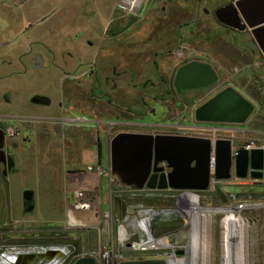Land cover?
<instances>
[{"label": "rangeland", "instance_id": "374dc122", "mask_svg": "<svg viewBox=\"0 0 264 264\" xmlns=\"http://www.w3.org/2000/svg\"><path fill=\"white\" fill-rule=\"evenodd\" d=\"M5 1L0 0V7L7 6V9L4 7L0 11V125L11 127L14 151L9 150L8 152L13 164L11 168L5 173L4 171L1 173L0 165V248L22 250L38 249L50 245H71L74 246L76 252L97 250L100 241L97 231L93 229H62L66 199L65 176L63 177L66 166L64 150L66 147L65 138L68 136L67 133H63L62 125H64L63 118L68 115L64 112L68 105L65 101L62 109L58 103H61L62 99L59 101L54 96V89L58 87L57 77L53 76L54 70L49 65L33 69L34 61L40 56L37 48L42 47L35 44V41L39 38L43 44L47 43L52 46L56 53L55 62L59 63L61 60L67 62V69H65L67 72L60 70L59 74L60 76L63 74L72 75L67 77V82L73 80V88L76 89L79 84L75 85L78 81L72 73H75V76L80 73L77 70L83 66L77 67L81 58L77 52L73 53L72 58L62 56L63 49L57 44L60 41L57 31L58 33L68 29L70 31L81 21L80 17L89 24L90 31L86 35L89 38L87 41L95 46L91 56L93 57L92 62L95 59L101 61L111 50L108 49V43L113 27L117 25V20L120 27L123 24L128 31L139 30L141 34L145 33L146 36H149V40H152L156 46H162L160 49L149 48L150 51L147 53L161 55L165 50L173 49L174 59L178 60V65H182L190 61L201 62L207 59L203 55L202 32L206 29L213 31L220 26L214 17V10L232 0H141L142 7L136 14L126 11L125 0H28L27 3L25 2L19 7H14V1ZM21 1L18 0V3ZM172 3L174 7H171ZM183 3L184 5H181ZM183 12H194L195 15L184 18L176 26L178 30L173 31L175 22H178L177 20ZM67 13L72 20L71 24H69L70 20L67 22L65 19L62 20L63 15ZM120 15L121 19H119ZM58 27L59 30H57ZM70 33L71 39L77 37L75 31L73 33L70 31ZM172 34L175 36L174 38H171ZM23 46L25 47L23 48ZM19 47L23 48L19 59H24L23 62L28 69L26 75L22 77L14 74L18 69L15 65L17 58L14 56L16 57V53L19 52ZM42 50L44 51V49ZM26 51H29L30 56L21 59V55ZM112 51L118 55L115 50ZM122 54L125 55V59L129 60L127 66H139L138 59L143 60L150 56L145 52L134 50H131L128 56L125 49L122 50ZM43 58L45 57L43 56ZM159 59V57L156 58L155 63H160ZM52 60V55L45 58V62L48 64ZM27 63L29 65L26 66ZM228 67L230 72L233 71L234 66L229 65ZM150 68L153 71L148 72L146 79L138 83L139 89L142 88V94L147 93V89L145 90L143 87L146 83L151 81L158 84L153 64ZM216 72L220 83L210 89L185 93L180 99H186V102L180 103L177 110L170 103H166L164 95H156L159 102L147 99V104L142 106L141 111H148L149 108L154 110L156 115H154L155 119L152 118L151 123H164L162 128L157 127L154 130L170 131L168 126L172 124L177 125L178 129L187 135L193 134L191 131L182 130L194 124L193 110L217 91L233 84V81L228 80L227 76L221 74L219 70L216 69ZM24 77L25 79H23ZM128 79L131 80V75L128 76ZM38 91L47 92L45 107L40 105L42 103L32 102L34 97H38L34 96ZM136 98L132 97L131 99L134 101ZM149 98L152 97L149 96ZM256 114L264 116V106L254 105V112L244 125L230 126L236 128V133L234 132L232 137L235 147L241 148L251 140L261 139V134L257 135L256 132L264 133V128L254 130L250 127L251 120ZM106 160L104 159L101 163L106 164ZM254 185H258L255 190L246 188L247 185H244L227 186L228 188L225 187L227 191L222 192H218L216 188L215 193L193 192L197 195L190 198L188 206L199 198V204L203 207H230L228 194H251V200H248L251 206L239 215L240 218L245 219L247 224L244 231L241 229L240 250L243 254L246 253L245 264H264V206H262L264 205V182L254 181L250 186L255 187ZM102 188L105 192L106 181L104 179H102ZM24 191L32 192L33 208L31 211H27L28 207L23 204L22 193ZM176 192L161 191L153 197L116 199L113 201L114 216L117 219L123 217L126 214L124 209L136 203L160 210L148 213V218L154 225H158L151 233L153 237L167 234L168 244L177 252L187 244V229L193 230L195 225L193 223L187 225V221H180L172 212L164 211L168 206H177V202H169L170 197ZM103 201V210L106 211L109 207L107 196ZM227 217L224 214H219L215 215L213 219L217 220V243L213 240L214 264H224V253L227 251L231 254L232 264H236L237 234L233 224L229 222L232 215ZM201 221L205 222L206 220ZM227 222L229 224L228 233L225 228ZM180 227H186V229H180ZM196 229H198L197 224ZM235 230L237 231V228ZM160 253H170V250L164 249ZM152 254V252L137 253L135 257H152ZM192 256L195 257L194 254ZM176 257L184 258L183 255L178 254ZM68 262H71V258ZM186 264L192 263L188 261ZM240 264H244V262H240Z\"/></svg>", "mask_w": 264, "mask_h": 264}, {"label": "water", "instance_id": "95a60500", "mask_svg": "<svg viewBox=\"0 0 264 264\" xmlns=\"http://www.w3.org/2000/svg\"><path fill=\"white\" fill-rule=\"evenodd\" d=\"M214 17L218 23L232 30H248L264 56V0H232L230 4L217 8ZM36 62L40 64L39 57ZM217 81L218 75L210 64L191 61L177 70L174 88L178 93L208 89ZM253 112L254 105L234 87L227 85L197 106L192 116L196 124L239 126L244 125ZM7 134V130L0 128V165L4 167V173L13 165L6 154ZM108 150L114 189L203 193L208 191L211 177L220 183L233 177L264 181V150L237 148L233 146L232 138L212 140L209 137L120 132L111 138ZM22 200L28 207L27 211H31L32 192L24 191ZM175 254L181 255L179 252ZM33 257L26 255L23 258L27 263ZM71 264L97 262L92 257H85ZM119 264L165 263L163 260H146Z\"/></svg>", "mask_w": 264, "mask_h": 264}, {"label": "crops", "instance_id": "0c3cea01", "mask_svg": "<svg viewBox=\"0 0 264 264\" xmlns=\"http://www.w3.org/2000/svg\"><path fill=\"white\" fill-rule=\"evenodd\" d=\"M10 1L17 2L18 0H10ZM231 2L232 1H228L226 4H229ZM172 5L173 3L171 4V7H174ZM181 5H184V3ZM192 11L195 10L192 9ZM193 13L194 12L192 13L183 12L180 15L181 20H179L180 19L179 18L177 20L178 22H175L174 25L175 29L173 31L178 30L176 26L184 18L186 17L190 18L193 15H195ZM78 16L80 17V15ZM120 17L122 16L120 15L119 19H121ZM64 19L66 20V22L70 20V16L68 15V13L66 15H63L62 20ZM80 20L81 21L77 23V25L74 28L72 27V29H70L72 33L74 31L77 33L76 34L77 37L75 36L73 37V39H71L72 35L69 29L65 32L61 31L60 33H58L57 31V34L59 35L58 39L60 40L57 42V44L63 49L62 56L66 58L69 57L72 58L73 53L77 52L81 58L80 60L81 62L79 63L77 68H79L80 66H83V68L81 69L79 68V70H77V72L80 73L77 74L76 76L75 73H72L75 79H80V81H78L79 85L77 83L75 84L78 85L76 86L78 87L76 89L73 88L74 87V83L72 82L73 80H69V82H67V77L72 75L63 74L60 76L59 74L60 70L63 72H67L65 71V69H67L66 66L67 62L62 60L59 63L55 62L56 53L55 50L52 48V46H50L47 43L43 44L42 40L41 39L39 40V38L37 39V41H35V44L41 45L42 47L39 49L37 48V51L40 53V56H38L40 58V64H38L37 62L33 63V69H36V67L38 66L48 67L49 65V67H51V69L54 70L53 76H55V78L57 77L58 80L57 82L58 87H55L54 89V96H56L55 98L61 100L64 97L66 98L72 97L74 94L78 95L82 93L83 95L84 93H86V91L91 85L89 79L85 78V74L89 70V68H87L88 63L96 67L98 81L101 82V85L98 89L103 90L109 93L111 96L117 98L121 96H125L129 98L128 101H132L131 99L132 97H138L139 95H141L142 88L139 89L138 83H140L139 81L146 79V77L149 74L148 72L153 71L152 68H150L153 61V59L150 57H152L153 54L151 55L152 52L147 53L150 51L148 49L149 48L160 49L162 46L161 45L156 46L152 42V40H149V36H146L145 33L141 34L139 30L135 32H132V30L128 31L127 27L124 26L123 24L120 27V23L116 20L117 25L113 27V31L112 34L110 35V39L108 43L109 45L108 49L111 50L108 51L107 56H105L101 61H97L95 59L92 62L93 57L91 56L93 50H95V46L93 45V43L87 41V39L89 38L86 35L90 31V28L88 27L89 24L85 23L81 17ZM71 23L72 20L69 21V24ZM61 24L64 25V23ZM57 30H59V27ZM64 33H66V35H64ZM202 33L203 36H201V38L204 43L203 55L207 59L201 62L210 64L215 70L217 69L221 74L226 75L228 80L233 81V84L231 86L234 87L236 90H238L253 105L260 107L264 106V56L262 55L258 46L250 36L248 30H244V31L232 30L220 24V26H218L217 29L213 31L206 29L203 30ZM61 34L63 39H61L62 38ZM174 37L175 36L173 35V37L171 38ZM24 47L25 46H23V48ZM23 48L21 47L18 48L19 52L16 53V57L14 56V58H17V60L13 58L16 61L15 62L16 64L15 63L14 64L18 67V69L14 74L18 75V77L25 76L28 70L25 67V63L23 62L24 59L22 58H21L22 60L19 59L20 54L23 51ZM29 48L27 49L29 50ZM42 49H44V51ZM123 49L126 50L128 56L131 50H134L136 52H145L147 55L150 56H148L147 59L146 58H144L143 60L138 59L139 66L130 65V68L128 70L126 69V71L124 72L122 67H124L126 62H128L129 60L125 59L126 58L125 55L122 54ZM112 50H115L118 55L112 53L113 52ZM51 55L53 57V60L50 62V64H48L47 62H45V58L46 56L50 57ZM43 56L45 58H43ZM27 65H29V63H27L26 66ZM127 65H129V63ZM229 65L234 66V68L232 69L233 71L231 72L229 71V67H228ZM115 66L117 67V69L116 71H113L111 67H115ZM129 75H131L132 77L131 80L128 79ZM23 79H25V77ZM146 89L147 88H145V90ZM34 96L42 97L47 100V92L45 91L43 92L38 91L37 93H35ZM40 105L43 107L46 106L44 104H40ZM64 112L65 114H68L67 117L65 116L63 118V121L66 122L68 121L73 122L79 119L83 120V118H90V112H87L83 109L74 110L72 108H68L64 110ZM152 118L155 119V117L145 114L142 120L144 123H147L153 121ZM131 121L138 122V119H133V117H131ZM193 125H198V124L194 123ZM62 126H63L62 127L63 133L68 134L67 138H65L66 147L64 150V154L66 155L65 156L66 166L64 169L63 177L65 175V172L81 170L88 166H95L101 163L99 162L95 146L92 145L91 143L84 142L82 141V139L75 136V134H77L76 132L77 128L68 127L66 126V123ZM220 127H222V132L224 133L226 138L233 137V133L235 132L236 128H232L227 125L226 126L223 125ZM0 128H3L7 131L11 129V127L3 126V125H0ZM125 130L128 132H136V128L133 125L126 127ZM13 139H14L13 136L7 135L6 144H5L7 153L9 152V150H11V152L14 151L13 150L14 147H12ZM253 182L254 181L250 179L236 180L235 178H232L229 181L222 182L217 187V190L218 192L225 191L228 188L227 186L247 185L246 188L247 187L250 188L251 187L250 185ZM170 201L177 202L178 200L169 199V202Z\"/></svg>", "mask_w": 264, "mask_h": 264}, {"label": "built area", "instance_id": "2783aa9c", "mask_svg": "<svg viewBox=\"0 0 264 264\" xmlns=\"http://www.w3.org/2000/svg\"><path fill=\"white\" fill-rule=\"evenodd\" d=\"M204 125V126H202ZM206 124L193 125L188 128H183L182 130L191 131L193 134L187 135L183 133L178 127H174L173 131L176 135L180 136H193L198 138H211L214 139H224L226 138L222 132V127L220 128H206ZM223 126V125H219ZM8 136H12L11 130H8ZM261 139H254L246 143L242 147L248 151L254 149L264 150V135L261 134ZM211 171L213 169V158L211 157ZM165 169V165L162 164ZM65 181V213L62 223L63 230H88L93 229L99 234V245L97 250L92 251H80L76 252L74 246L66 245L59 246L64 247L67 250V256L65 258L64 264H71L78 258L92 257L96 260L97 264H119L125 262H131L132 258L135 257L137 253L152 252V260H160V252L164 249L156 247L149 248L143 247L142 249L134 250V246L137 244L147 243V239L144 231L139 227L145 213L160 211L153 207L145 206L141 203H136L134 205L127 206L126 214L117 219L114 216L113 201L114 200H124L139 197H153L159 194L160 191H132L128 189H115L113 191L111 185V175L109 170L108 158L106 164L99 163L95 166H88L81 170L68 171L64 175ZM234 178V177H233ZM102 179L106 181V191L103 192ZM236 179V178H235ZM238 180V179H236ZM221 183L214 180L212 177L210 179V186L208 193H215L216 188ZM255 187H250V189H257L258 185ZM252 193H255L252 191ZM107 196L109 199L108 210H103V200ZM230 208L238 212H242L251 206L248 200H251V194H228ZM108 224V227H107ZM160 225V224H159ZM125 227L123 232L119 229ZM158 225H152L150 228V234L152 237L153 245H159L162 240L166 239L168 243V235L163 234L159 237H153L152 230ZM53 246L50 245L40 248H28L22 249L23 252L29 253L32 251H41V249L48 248L49 251ZM21 250V249H20ZM48 251V252H49ZM47 252V251H46ZM105 255V259L101 258V255ZM33 255V254H32ZM71 258V262L68 260Z\"/></svg>", "mask_w": 264, "mask_h": 264}, {"label": "flooded vegetation", "instance_id": "af4514ba", "mask_svg": "<svg viewBox=\"0 0 264 264\" xmlns=\"http://www.w3.org/2000/svg\"><path fill=\"white\" fill-rule=\"evenodd\" d=\"M125 1H126L125 6L127 8L126 11H128V13L130 12L131 14H136V12L140 10L142 7L141 0H140L141 2H137L136 0L135 1L136 3L135 2L132 3L133 5L131 4L130 0L129 1L125 0ZM5 2H7V0ZM25 2L27 3L28 0L26 1L22 0L20 3H18L17 1L15 2V7L22 6ZM4 7L5 9H7V6ZM4 7L1 6L0 11ZM27 56H29V51L24 52L21 55V58ZM158 57L160 58L159 59L160 63L159 62L155 63L156 58ZM151 58L153 59L152 64L154 67L155 77L158 79L159 86L157 87L158 84H155L154 82L151 81L146 83V85H143V87L144 88L147 87V93L146 94L143 93L139 95L134 101L133 100L128 101L129 98L125 96H121L117 98L111 96L109 93L103 90L98 89L101 85V82L98 81L96 67L88 63L87 68H89V70L85 74V78L89 79L91 85L86 91V93H84L83 95L82 93L78 95L74 94L72 97H67V98L64 97L62 98L61 103L58 102L59 106H62V109L64 108V104L66 101V104L68 105L66 109L68 108H72L74 110L83 109L87 112H90V118H83V120L79 119L73 122L63 121V123L64 124L66 123V126L68 127L77 128L76 131L77 134H75V136L82 139V141L91 143L92 145L95 146L99 162H102L104 159L108 158V154H109L108 146L111 138L117 133L128 132L125 130V128L128 126L133 125L136 128V132L133 133H147L153 135H176L173 131V128L177 127V125L175 126L171 124L168 126L170 131H164V130H154V128L156 129L157 127L162 128L164 123H160V124H155V123L153 124L151 122L144 123L142 120L144 118V115L148 114L149 116L154 117L155 112L150 108L148 109V111L146 110L140 111V109L142 108V106L147 104L146 103L147 99L148 100L151 99L154 102H159L160 100L156 99V95H160V96L164 95L166 98V103H170L171 105L176 107V110L180 103L184 104V102H186V99H180V98H182V96L185 93L194 90H185L178 93L174 88V80L177 70L180 67L188 64L189 62L182 65H178V60L174 59L173 49H171V51L167 49L163 53H161V55H159L158 53H154ZM127 64L128 62H126L125 66L122 67L124 72L126 71V69L128 70L130 68V66H127ZM111 69L113 71H116L117 67L116 66L111 67ZM76 80L80 81V79H76ZM78 83L79 82H77V84ZM217 83H220L219 76ZM217 83L211 88L215 87ZM201 90H195V91L197 92ZM149 96H151L152 98H149ZM32 102L44 104L46 103V99L34 97L32 99ZM131 117H133V119H138V122L131 121ZM206 125L205 127L209 129L220 128L219 125L216 126H214V124H206ZM250 127L253 128L254 130L256 129L262 130V128H264V116L261 114H256L254 118L251 120ZM256 134L264 135V133L258 131L256 132ZM6 154L8 155L7 152ZM1 167H2L1 170L2 173V171H4V167L2 165ZM261 182L263 183L264 181ZM194 225L195 226L193 228V231L196 229V224ZM146 260H152V259L150 257H146V258L133 257L131 262L146 261ZM160 260H163L164 263L167 264L166 259L161 258ZM193 262L194 260L191 253V263L194 264Z\"/></svg>", "mask_w": 264, "mask_h": 264}, {"label": "bare ground", "instance_id": "6f19581e", "mask_svg": "<svg viewBox=\"0 0 264 264\" xmlns=\"http://www.w3.org/2000/svg\"><path fill=\"white\" fill-rule=\"evenodd\" d=\"M135 1L136 0H130L131 4ZM139 1L140 0H137V2ZM193 195H197V194L190 191L176 192L170 197V199L178 200L177 206H168L164 209V211L167 213L172 212L173 214H175L178 220L187 221V225H190L192 223L193 225L194 224L198 225V229H195L194 231L191 229H187L188 231L187 244L185 245V247H182L177 250V252H179L181 255L184 256V258L176 257L175 254L176 250L167 243L166 239L162 240V243L159 245L157 244L153 245L152 237L150 234V228L152 225H154V223L148 218L149 212L144 214L141 222L139 223V227L145 233L147 243L142 245L137 244L138 246L137 247L134 246L133 249L138 250V249H142L143 247H149V248L159 247L162 249H169L170 253H164L163 256H161V258L167 260V264H186V262L191 261V253L195 255V257H193L194 264H214L213 240H215V242L217 243V220H213L214 216L219 214H224L225 217H227L228 215H232V218L229 222L233 224L234 231L237 234L236 264H240V262H244L245 264L246 253L243 254L240 250V242H241L240 234H241V229L244 231L247 227V224L245 219L239 217L240 212L230 207H221V208L203 207L199 204V198L195 199L188 206V204L190 203L189 202L190 198ZM183 217H185L186 219H184ZM201 220H206V221L203 222ZM225 228L228 233L229 231L228 222L225 224ZM236 228L237 231L235 230ZM124 229L125 227L123 226L122 228L119 229V231L123 232ZM180 229H186V227L184 228L180 227ZM227 246H228V239H227ZM50 250L52 251H49L48 248H45V249H41V251L38 252L32 251L26 253L23 252V250L16 248L15 249L0 248V264H19V261L20 264H64L65 258L68 255L67 250L64 247H59V246H53ZM50 252H52L53 254L50 255L51 254ZM32 254L34 256L33 259L25 263V259L23 257ZM218 256H219V251L217 248V257ZM101 258L105 259V255L102 254ZM224 261H225L224 264L226 263L232 264L231 254L228 251L224 253Z\"/></svg>", "mask_w": 264, "mask_h": 264}, {"label": "trees", "instance_id": "16d2710c", "mask_svg": "<svg viewBox=\"0 0 264 264\" xmlns=\"http://www.w3.org/2000/svg\"><path fill=\"white\" fill-rule=\"evenodd\" d=\"M115 189L113 188V191H114Z\"/></svg>", "mask_w": 264, "mask_h": 264}]
</instances>
